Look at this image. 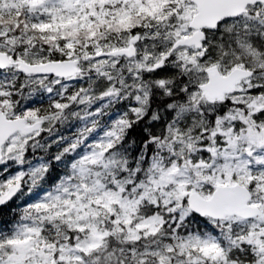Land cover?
<instances>
[{
    "label": "snow or ice",
    "instance_id": "snow-or-ice-1",
    "mask_svg": "<svg viewBox=\"0 0 264 264\" xmlns=\"http://www.w3.org/2000/svg\"><path fill=\"white\" fill-rule=\"evenodd\" d=\"M0 264H264V0H0Z\"/></svg>",
    "mask_w": 264,
    "mask_h": 264
}]
</instances>
